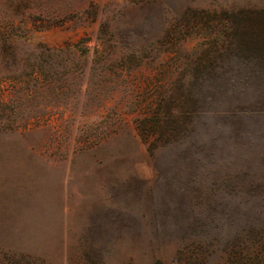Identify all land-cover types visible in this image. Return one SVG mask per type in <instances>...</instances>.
Wrapping results in <instances>:
<instances>
[{"label": "rangeland", "instance_id": "obj_1", "mask_svg": "<svg viewBox=\"0 0 264 264\" xmlns=\"http://www.w3.org/2000/svg\"><path fill=\"white\" fill-rule=\"evenodd\" d=\"M0 264H264V0H0Z\"/></svg>", "mask_w": 264, "mask_h": 264}]
</instances>
